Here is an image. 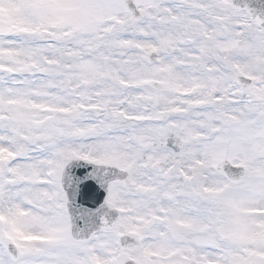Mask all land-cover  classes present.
<instances>
[{
    "label": "snow or ice",
    "instance_id": "6c2138e0",
    "mask_svg": "<svg viewBox=\"0 0 264 264\" xmlns=\"http://www.w3.org/2000/svg\"><path fill=\"white\" fill-rule=\"evenodd\" d=\"M0 264H264V0H0Z\"/></svg>",
    "mask_w": 264,
    "mask_h": 264
}]
</instances>
